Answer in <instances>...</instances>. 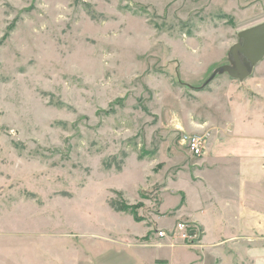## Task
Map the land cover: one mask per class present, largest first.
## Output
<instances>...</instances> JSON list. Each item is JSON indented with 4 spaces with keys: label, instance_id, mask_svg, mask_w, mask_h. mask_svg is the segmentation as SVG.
Returning <instances> with one entry per match:
<instances>
[{
    "label": "rangeland",
    "instance_id": "1",
    "mask_svg": "<svg viewBox=\"0 0 264 264\" xmlns=\"http://www.w3.org/2000/svg\"><path fill=\"white\" fill-rule=\"evenodd\" d=\"M212 3L0 0V264H127L128 231L164 200L159 224L178 233L172 208L210 142L264 140V60L208 81L264 0ZM188 225L198 249L161 250L172 264L203 257Z\"/></svg>",
    "mask_w": 264,
    "mask_h": 264
},
{
    "label": "crops",
    "instance_id": "2",
    "mask_svg": "<svg viewBox=\"0 0 264 264\" xmlns=\"http://www.w3.org/2000/svg\"><path fill=\"white\" fill-rule=\"evenodd\" d=\"M229 1L235 6L246 0H213L210 7L215 5L229 13ZM206 10L209 11V7ZM252 134H235L210 142L205 151L203 175L189 178L188 188L182 193L184 199L174 204L172 209L177 220L174 227L184 221L203 231V257L199 252V257L183 258L185 261L181 264L199 261L204 264H264V140ZM164 201L153 224L134 219V224L138 223L143 230L128 231L132 240L126 242L130 247L126 254L127 264H172L174 259L160 255L161 250L198 249L182 244L179 237V240L174 239V231L170 233L167 226L159 224L158 220L164 216ZM161 230L165 236L158 235ZM145 248L159 250L142 263L139 257Z\"/></svg>",
    "mask_w": 264,
    "mask_h": 264
},
{
    "label": "water",
    "instance_id": "3",
    "mask_svg": "<svg viewBox=\"0 0 264 264\" xmlns=\"http://www.w3.org/2000/svg\"><path fill=\"white\" fill-rule=\"evenodd\" d=\"M229 63L217 67L208 81L219 73H228L233 79L244 81L264 60V21L242 29L238 41L228 52Z\"/></svg>",
    "mask_w": 264,
    "mask_h": 264
},
{
    "label": "built area",
    "instance_id": "4",
    "mask_svg": "<svg viewBox=\"0 0 264 264\" xmlns=\"http://www.w3.org/2000/svg\"><path fill=\"white\" fill-rule=\"evenodd\" d=\"M201 144V138L197 136L188 138V146L195 154L201 153ZM175 230L178 231V233H174V235H178L185 243L188 242L189 244H192L195 240L199 239L197 232L194 231V229H192V227H190L187 222L181 221L177 223ZM158 235L165 236L166 233L161 230L158 232Z\"/></svg>",
    "mask_w": 264,
    "mask_h": 264
},
{
    "label": "trees",
    "instance_id": "5",
    "mask_svg": "<svg viewBox=\"0 0 264 264\" xmlns=\"http://www.w3.org/2000/svg\"><path fill=\"white\" fill-rule=\"evenodd\" d=\"M121 210V209H120Z\"/></svg>",
    "mask_w": 264,
    "mask_h": 264
}]
</instances>
